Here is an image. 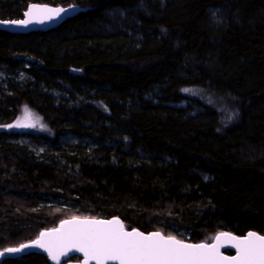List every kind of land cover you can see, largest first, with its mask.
Here are the masks:
<instances>
[{
	"label": "trees",
	"instance_id": "16d2710c",
	"mask_svg": "<svg viewBox=\"0 0 264 264\" xmlns=\"http://www.w3.org/2000/svg\"><path fill=\"white\" fill-rule=\"evenodd\" d=\"M30 3L76 14L0 31V127L31 114L41 130L22 135L46 145L0 128V251L73 217L194 244L264 235V0H0V20Z\"/></svg>",
	"mask_w": 264,
	"mask_h": 264
},
{
	"label": "snow or ice",
	"instance_id": "6c2138e0",
	"mask_svg": "<svg viewBox=\"0 0 264 264\" xmlns=\"http://www.w3.org/2000/svg\"><path fill=\"white\" fill-rule=\"evenodd\" d=\"M65 11L62 8L37 9L30 6L24 13L26 19L0 23L27 26L33 22L52 20ZM233 116L234 114H230L228 119L231 120ZM222 238L233 242L235 256L225 257L220 254L219 242ZM216 240L217 243L212 245L186 244L159 232L145 235L135 229L125 231L123 224L115 218L103 221L73 217L61 221L59 228L42 231L29 244L4 251L17 253L36 246L45 249L54 260H58L74 248L84 253L85 264L89 259L95 260L96 264H105L109 260L118 261V264H264V235L255 232H249L244 237L221 234Z\"/></svg>",
	"mask_w": 264,
	"mask_h": 264
},
{
	"label": "water",
	"instance_id": "95a60500",
	"mask_svg": "<svg viewBox=\"0 0 264 264\" xmlns=\"http://www.w3.org/2000/svg\"><path fill=\"white\" fill-rule=\"evenodd\" d=\"M30 6H34L37 9H42V8L60 9V8H62V9H65L66 11L61 13V15L59 17H56V18H54L52 20H45L43 23L33 22V23H31V24H29L27 26L14 25V24H11V23H0V31L7 32V33H10V34H28V33H32V32H46V31L55 29L56 27L61 25L63 22H65L67 19L72 18L76 14V8L74 6H72V5L63 7V6H51V5H48V4H38V3H30V4H28L26 9H25V11H24V13L29 9ZM24 13H23L22 18L19 19V20L26 19ZM10 21H16V20H0V22H10ZM114 218L118 219L122 223V221L119 218H117V217H112V218H109V219H100V218H98L97 220L107 221V220H112ZM70 219H72V218H70ZM70 219H66V220H70ZM90 219H93V218H90ZM94 219H96V218H94ZM60 224H61V222L59 224H57V226L54 227V228H59ZM54 228H52V229H54ZM124 229H125V231H132L133 230V229H127L125 227H124ZM48 230H51V229H48ZM48 230H43V231H48ZM135 230L141 232L138 229H135ZM41 232H39V234ZM141 233H144V232H141ZM150 233H154V232H150ZM248 233H246L243 236H237V235H234L232 233L222 232V233L217 234L214 237V239L212 240V242H210V243H196V244H194V243H190V242H186V241H182V242H184L186 244H193V245H198V244L212 245V244H216L217 243L216 237L221 235V234H230V235L236 236V237H244ZM39 234H38L37 238L39 237ZM144 234L147 235L149 233H144ZM257 234L261 235L259 233H257ZM161 235H163V234H161ZM165 237H167V236H165ZM36 239H34V240H36ZM30 242L31 241L23 243V244H29ZM219 243H220L219 252H220V254L222 256L232 257V256L236 255V248L233 246V242H231L228 239L222 238ZM19 246H17V247H19ZM226 252H232V253L231 254H227ZM0 253H2V254H0V264L3 261L7 260V259H19V258H21L23 256H27V255H30V254L42 255L48 260V262L50 264H85L84 253L80 252V251H77L74 248L69 250L66 255L60 256L58 260H54L49 255L48 251H46L45 249L40 248V247H36V246L28 247L26 249H23L20 252H17V253H8V252H5L4 250L0 251ZM73 256L79 258L80 260L79 261L65 262L66 260L70 259ZM87 264H96V261L89 259L87 261ZM105 264H118V261L109 260V261H106Z\"/></svg>",
	"mask_w": 264,
	"mask_h": 264
},
{
	"label": "rangeland",
	"instance_id": "374dc122",
	"mask_svg": "<svg viewBox=\"0 0 264 264\" xmlns=\"http://www.w3.org/2000/svg\"><path fill=\"white\" fill-rule=\"evenodd\" d=\"M180 106H185L186 102H182L179 104ZM17 124L21 126H16ZM27 124L28 126H23ZM11 126V127H10ZM3 130L6 131H14L18 133V138H16V142H18L20 145H25L29 148L31 152H33L35 155L41 154L43 150L46 149V145L42 144H35L34 138L29 135L23 136L22 134L28 132V133H34L37 132L38 130H41V125L38 123V121L33 117L31 114H26L23 118L18 119L17 121H14L12 124L1 126L0 127ZM60 141L65 142V143H76V139L71 137V136H65L60 139ZM44 205H54L55 207L61 206H68L66 209L71 210L73 209L70 207V202L66 201L64 202L61 198L60 199H54V198H46L45 202L43 203ZM179 236L184 235L183 233H178ZM187 238V236H186ZM179 240V239H178Z\"/></svg>",
	"mask_w": 264,
	"mask_h": 264
},
{
	"label": "bare ground",
	"instance_id": "6f19581e",
	"mask_svg": "<svg viewBox=\"0 0 264 264\" xmlns=\"http://www.w3.org/2000/svg\"><path fill=\"white\" fill-rule=\"evenodd\" d=\"M9 140V139H8ZM17 140V139H16ZM18 143V142H17ZM24 149H25V147H24ZM49 151V150H48Z\"/></svg>",
	"mask_w": 264,
	"mask_h": 264
},
{
	"label": "flooded vegetation",
	"instance_id": "af4514ba",
	"mask_svg": "<svg viewBox=\"0 0 264 264\" xmlns=\"http://www.w3.org/2000/svg\"><path fill=\"white\" fill-rule=\"evenodd\" d=\"M227 254L229 253V252H226Z\"/></svg>",
	"mask_w": 264,
	"mask_h": 264
}]
</instances>
